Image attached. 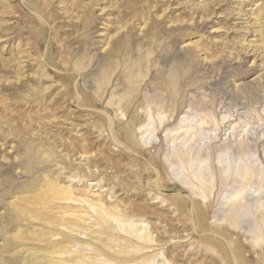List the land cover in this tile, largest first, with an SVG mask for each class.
I'll return each instance as SVG.
<instances>
[{"label":"rangeland","instance_id":"1","mask_svg":"<svg viewBox=\"0 0 264 264\" xmlns=\"http://www.w3.org/2000/svg\"><path fill=\"white\" fill-rule=\"evenodd\" d=\"M26 152L39 156L33 169ZM227 160L238 169L224 173ZM44 177L70 197L35 211L84 228L8 217ZM94 198L133 233L112 219L100 230L82 201ZM231 202L245 210L233 225ZM263 213L264 0H0L1 263L119 264L92 249L108 242L133 254L126 264H264ZM64 236L77 237L74 250L51 253Z\"/></svg>","mask_w":264,"mask_h":264},{"label":"bare ground","instance_id":"2","mask_svg":"<svg viewBox=\"0 0 264 264\" xmlns=\"http://www.w3.org/2000/svg\"><path fill=\"white\" fill-rule=\"evenodd\" d=\"M128 39V38H127ZM129 41V40H128ZM122 41L121 40H118V42H111V43H109V47H108V49H109V51L110 52H113V51H115V49L120 45L119 43H121ZM85 51H86V49H85ZM85 53H87V52H85ZM100 62L99 63H101L104 67H105V71H104V74H105V77L108 75V71L111 69V67L114 65V61L113 60H111L108 56L106 57V58H101L100 60H99ZM98 63V64H99ZM137 70L138 71H140V69H139V66H138V68H137ZM136 76H140V73L139 72H137V74H136ZM104 78V77H103ZM134 82H136V81H134ZM174 83V82H173ZM167 86V85H166ZM166 89V88H165ZM167 89H169V88H167ZM166 89V90H167ZM172 90V89H171ZM80 91V90H79ZM78 91V92H79ZM174 91V90H173ZM82 94V93H81ZM80 94V95H81ZM173 95V94H172ZM81 98V97H80ZM82 101V100H81ZM85 102V101H84ZM83 102V103H84ZM86 103H84V105H85ZM88 104V103H87ZM13 129V128H12ZM17 131V130H16ZM15 131V132H16ZM17 133V132H16ZM26 151H28V150H26ZM138 151V150H137ZM26 157H27V160H26V158H25V160L27 161L26 163H27V168H31V169H33V165L34 164H36L37 162H38V160H39V156L37 155V154H29L28 152H26L25 154H24ZM24 160V159H23ZM222 158L220 157L219 158V161L220 162H222ZM47 161H49V159L47 158ZM224 161V160H223ZM232 161V160H231ZM231 161H229V160H227V162H226V170L224 171V173H226L227 171H229V170H237L238 168L237 167H235L233 164H232V162ZM45 162H46V160H45ZM219 162V163H220ZM40 163V162H39ZM224 163V162H223ZM234 163V162H233ZM237 163V162H236ZM160 164V163H159ZM232 165V166H231ZM43 167V166H42ZM232 167V168H231ZM39 168V167H38ZM159 168V167H158ZM197 174H201V170L197 167ZM225 169V168H224ZM244 169H246L247 170V167H244ZM252 169V168H251ZM37 170V169H36ZM195 171V170H194ZM203 172V171H202ZM250 174H251V172H250ZM194 175V174H193ZM226 175V174H225ZM248 176H249V174L248 175H246V176H241L240 177V184L237 186V187H235L234 189H233V191L231 192V194H230V196L234 199V198H239V199H242L243 197V194H244V192L247 190L248 191V189H249V178H248ZM226 177V176H225ZM45 178V177H44ZM54 178V177H53ZM57 178V177H56ZM70 178V177H69ZM211 178V177H210ZM259 178V177H258ZM46 179V178H45ZM156 179V178H155ZM200 179H201V177H200ZM208 179V178H207ZM214 179V178H213ZM57 180V179H56ZM157 180V179H156ZM155 180V181H156ZM187 180V179H186ZM32 181V180H31ZM30 181V182H31ZM58 181V180H57ZM189 181V180H188ZM206 181V180H205ZM220 181V180H219ZM235 181V180H234ZM237 181V180H236ZM252 181V180H251ZM30 182H29V184H30ZM39 182V181H38ZM179 182H180V185H181V180H179ZM204 182V181H203ZM202 182V183H203ZM208 182V181H207ZM210 182V181H209ZM212 182L213 181H211L210 183V188H212ZM254 182V181H253ZM58 183V182H57ZM214 183V182H213ZM195 184V183H194ZM199 184V183H198ZM206 184H208V183H206ZM220 184V183H219ZM218 184V185H219ZM252 184H254V183H252ZM36 186V184L34 183V182H32V184H30V187L31 188H34ZM44 188L41 190L40 189V191L39 192H35L36 194L35 195H33V196H31L30 197V199H26L25 200V206L23 205V206H15V208H13L12 210H10V211H8L7 212V214H9L8 215V217L10 216V215H13L14 216V218H15V220H19V219H21V220H23V219H28V217L31 215V216H33L34 217V219L35 218H41V219H43L44 218V221H46L47 222V225L48 224H58V225H63L64 227H66L67 229H69L71 232H75V230H73L72 229V226H76V227H81V228H84V225L82 226V225H80V224H75L70 218H67V217H65L63 214L64 213H58V214H49L48 213V211H47V213L48 214H46L45 216H43L41 213H39V212H36L35 211V209H34V206L37 204V203H41V202H39V200H44V201H47V203L48 202H53L54 200H56V199H69V197H70V195H69V192L68 191H66V190H62L60 187H57L56 186V183L55 182H53V181H51L50 179H46L45 180V182H44ZM42 186V187H43ZM206 186V185H205ZM208 186V185H207ZM220 186H221V184H220ZM64 187V186H63ZM62 187V188H63ZM183 187V186H182ZM225 187V186H224ZM205 189V188H204ZM71 190V189H70ZM206 190V189H205ZM258 190V189H257ZM25 191V190H24ZM201 192V191H200ZM34 193V192H33ZM80 193H81V190H80ZM221 193V192H220ZM81 195V194H80ZM87 195V194H86ZM251 195V194H250ZM17 196V195H16ZM76 196V198H77V195H75ZM91 196V195H90ZM89 196V197H90ZM220 196V195H219ZM247 196V195H246ZM248 196H249V193H248ZM96 197V196H95ZM106 197V196H105ZM71 198H73V197H71ZM245 198V197H244ZM78 199V198H77ZM94 199H96V198H94ZM82 201H84V203H85V201L87 202V205H88V207L89 208H91L92 210H95V214L94 215H96L97 214V223H96V225L98 224V226H99V229L101 230L102 228H103V223H105L106 222V224H107V221H108V219H112V220H114V221H117V223H119L120 224V227H121V229L122 230H124V231H127V232H130V233H133V231L131 232L130 231V229L129 228H127V227H129V226H131L130 224V220H131V218H130V220L128 219L129 217L128 216H126L125 215V213H123V212H119L118 210H117V208H103L99 203L101 202V200L98 198V199H96V200H93V199H91V200H87V199H83ZM240 201V200H239ZM22 202V201H21ZM55 202V201H54ZM58 202V201H57ZM107 202V201H106ZM242 202V201H241ZM43 203H45V202H43ZM46 203V204H47ZM236 203V202H235ZM234 202L232 203H230V205H229V208H227L228 209V215H229V218H230V224L231 225H233V224H235L236 223V220L238 219V217L239 216H242V212H244L245 210H244V208H242V205L239 203V202H237L236 204H235ZM53 204V203H52ZM56 204H58V203H56ZM86 204V203H85ZM117 204H119V203H117ZM70 206H71V204H69ZM38 206V205H37ZM45 206V205H44ZM73 206V205H72ZM75 206V205H74ZM86 206V205H85ZM105 206H107V205H105ZM261 206V205H260ZM56 207V206H55ZM58 208H59V206H57ZM56 207V208H57ZM64 207V206H63ZM67 207H68V205H67ZM87 207V208H88ZM108 207V206H107ZM113 207V206H112ZM38 208H40V207H38ZM37 208V209H38ZM47 208H49V207H47ZM60 208H62V207H60ZM76 208H77V206H76ZM121 208V207H120ZM129 208V207H128ZM248 208V207H247ZM44 209V208H43ZM51 209H52V205H51ZM67 209H70V208H67ZM67 209H63V210H66L67 211ZM227 209H226V211H227ZM45 210H47V209H45ZM78 210H79V208H78ZM120 210H122V209H120ZM130 210V209H129ZM42 211V210H41ZM53 211V210H52ZM62 211V210H61ZM70 211H72V209H70ZM90 211V210H89ZM6 212V211H5ZM4 212V213H5ZM45 213H46V211H44ZM55 212H57V211H55ZM63 212H65V211H63ZM69 212V211H68ZM82 212V211H81ZM84 212V211H83ZM43 213V212H42ZM30 214V215H29ZM72 214H74V213H72ZM80 214V213H79ZM132 214V213H131ZM264 214V213H263ZM4 215V214H3ZM2 215V216H3ZM70 215H71V213H70ZM82 215V214H81ZM78 216V215H77ZM89 216V215H88ZM91 216H93V214L91 215ZM122 216H124V217H128V218H121ZM261 216V215H260ZM6 217V216H5ZM7 217V218H8ZM79 217H81V216H79ZM87 217V216H86ZM3 218V217H2ZM14 218H12V220L11 221H13V219ZM30 218V217H29ZM95 218V217H94ZM260 218H262V221L264 222V217L262 216V217H260ZM78 219V218H77ZM86 219V218H85ZM90 219V218H89ZM38 220V219H37ZM78 220H83V218H79ZM91 220V219H90ZM261 220V219H260ZM17 221H15V222H17ZM83 222V221H82ZM93 223V222H92ZM114 223V222H113ZM264 224V223H263ZM262 224V225H263ZM95 225V226H96ZM142 225V224H141ZM51 226V225H50ZM55 226V225H54ZM87 226V225H86ZM109 226H111V225H109ZM60 227V226H59ZM91 227H92V225H91ZM112 227V226H111ZM111 227H109V229L111 228ZM135 227H136V225H135ZM134 227V228H135ZM138 227H140V226H138ZM142 227V226H141ZM88 228V227H87ZM132 228V227H131ZM230 228V227H229ZM233 228V227H232ZM117 229V228H116ZM119 229V228H118ZM138 229V228H137ZM141 229V228H140ZM73 230V231H72ZM77 230V229H76ZM90 230V229H89ZM243 230V229H242ZM78 231V230H77ZM106 231V230H105ZM121 231V230H120ZM233 231V230H232ZM239 231H240V229H239ZM47 232H48V229H47ZM83 232V231H82ZM81 232V233H82ZM108 232V231H107ZM114 232V231H113ZM113 232H111V233H113ZM144 232V231H143ZM139 233V231H138V233H139V235H138V239H140V240H142V241H145V242H150L151 241V239H150V236H149V234L148 233H146V232H144V233ZM235 232V231H234ZM258 230H257V234H258ZM26 233V232H25ZM32 233V232H31ZM49 233V232H48ZM63 232H58V233H56V235L57 234H60V235H62L63 236V234H62ZM70 233V232H69ZM105 233V232H104ZM104 233H102V234H104ZM123 233V232H122ZM136 234H137V232H135ZM84 234V233H83ZM86 234V233H85ZM91 234V233H90ZM89 234V235H90ZM94 234V233H93ZM92 234V235H93ZM102 234H100V235H102ZM107 234V233H106ZM115 234V233H114ZM92 235H90V236H92ZM117 235V234H116ZM129 235V234H128ZM36 236H39L40 238L41 237H43V235H36ZM68 236V235H67ZM70 236V235H69ZM73 236H75V235H73ZM73 236H71V237H73ZM119 236V235H118ZM133 236H135V235H133ZM21 237V234H15L13 237H12V239L15 241L16 239H18V238H20ZM94 237V236H93ZM98 237V236H97ZM96 237V238H97ZM107 237V236H106ZM127 237V236H126ZM153 237V236H152ZM22 238V237H21ZM63 239H59V240H53L54 242H53V247H52V250L50 251L51 253H62V254H66V253H69V252H71V251H73V250H71L73 247H74V245L76 244L75 243V239L77 238H70V239H68V238H65V236L64 237H62ZM92 238V237H91ZM99 238H101V237H99ZM111 238V236L109 237V239ZM119 238V237H118ZM130 238H135V237H132V235L130 236ZM50 239H51V237H50ZM49 239V240H50ZM133 239H131L132 241H133ZM256 239H257V237H256ZM67 241L68 243H65V244H63V242L64 241ZM97 240H99V239H97ZM102 240H104V239H102ZM82 241V240H81ZM110 241H112V240H110ZM114 241V240H113ZM128 241V240H127ZM256 241V240H255ZM51 242V241H50ZM78 242V241H77ZM84 242V241H83ZM89 242V241H88ZM100 242H101V240H100ZM116 242V241H115ZM120 242V241H119ZM131 242V241H130ZM123 243V242H122ZM125 243H126V241H125ZM135 243V242H134ZM60 244H62V245H60ZM87 244V243H86ZM88 244H90V242L88 243ZM93 244V242L91 243V245ZM96 244H98V242L96 243ZM104 244V243H103ZM107 244H108V242H107ZM106 243L103 245L104 247H101L100 245L98 246H94V247H92V249L94 250V251H97L98 253H99V255L100 256H102V257H104V259L105 260H109V261H116V262H118L119 264H126V263H128V262H130V261H132V260H134L135 258H134V256H133V254L131 255V257L130 256H122V255H120V253L119 252H117V251H115V250H113V248L114 247H112L111 245H107ZM119 243H117V245H118ZM129 244V243H128ZM128 244H126L125 245V247H129L130 245H128ZM131 244V243H130ZM50 245V244H49ZM91 245H89V246H91ZM121 245H123V244H121ZM144 245V244H143ZM76 247V246H75ZM124 247V248H125ZM131 247V246H130ZM141 247V246H140ZM84 248V247H83ZM105 248H107V250H105ZM121 248V247H120ZM138 248H139V246H138ZM116 249H117V246H116ZM85 250H87V249H85ZM112 251V252H109V251ZM121 250V249H120ZM119 250V251H120ZM124 250V249H123ZM147 250V249H146ZM81 251H84V250H81ZM92 251V250H91ZM93 251V252H94ZM76 252V251H75ZM124 252V251H123ZM134 252V251H133ZM137 252V251H136ZM73 253V252H72ZM71 253V254H72ZM78 253V252H77ZM81 253V254H80ZM79 254H74V256L77 258V257H79L81 260L83 259L84 260V258H86V256L87 255H85V253H83L82 254V252H80ZM87 253H89V252H87ZM97 253V254H98ZM129 254V253H128ZM162 254V253H161ZM49 255V254H48ZM92 255V254H91ZM137 255V254H136ZM142 255H144V254H142ZM22 256V255H21ZM47 256V255H46ZM73 256V257H74ZM97 256V255H96ZM23 257V256H22ZM21 257V258H22ZM34 257H37L38 258V256H34ZM88 257V256H87ZM24 258V257H23ZM22 258V259H23ZM26 258H29V257H26ZM62 258V257H61ZM70 258H71V256H70ZM78 258V259H79ZM144 259H143V261L145 262V264H163L164 262L163 261H161V262H158V260L156 259L157 258V256L155 255H153V256H144L143 257ZM59 259V258H58ZM68 259V258H67ZM87 259V258H86ZM94 259V258H93ZM8 260V259H7ZM11 260H13V259H11ZM28 260V259H27ZM96 260V259H95ZM103 260V259H102ZM142 260V259H141ZM135 261H136V259H135ZM6 262V261H5ZM5 262H3L4 264H5ZM9 262V261H8ZM29 262V261H28ZM34 262V261H33ZM62 262H65V261H62ZM61 262V259H60V261H57V259L56 260H50V262L48 261V260H46V259H43V258H39V259H37L36 260V262H35V264H61L62 263ZM88 262V261H87ZM3 263H1L0 262V264H3ZM82 263V262H81ZM32 264V263H31ZM63 264V263H62ZM134 264V263H133ZM137 264H139V263H137ZM167 264H173L172 262H168Z\"/></svg>","mask_w":264,"mask_h":264}]
</instances>
